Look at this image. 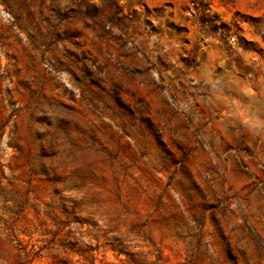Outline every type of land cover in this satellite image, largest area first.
Wrapping results in <instances>:
<instances>
[{"label": "rangeland", "instance_id": "374dc122", "mask_svg": "<svg viewBox=\"0 0 264 264\" xmlns=\"http://www.w3.org/2000/svg\"><path fill=\"white\" fill-rule=\"evenodd\" d=\"M0 264H264V0H0Z\"/></svg>", "mask_w": 264, "mask_h": 264}, {"label": "trees", "instance_id": "16d2710c", "mask_svg": "<svg viewBox=\"0 0 264 264\" xmlns=\"http://www.w3.org/2000/svg\"><path fill=\"white\" fill-rule=\"evenodd\" d=\"M208 21L209 27L208 29L212 32H217V30L220 28L214 21L209 20L208 18H201V22Z\"/></svg>", "mask_w": 264, "mask_h": 264}]
</instances>
